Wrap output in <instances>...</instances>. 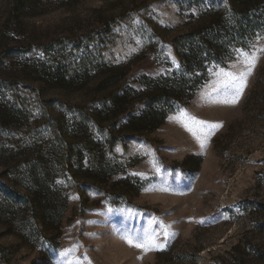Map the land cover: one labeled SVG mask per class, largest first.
I'll return each instance as SVG.
<instances>
[{"label": "rangeland", "instance_id": "rangeland-1", "mask_svg": "<svg viewBox=\"0 0 264 264\" xmlns=\"http://www.w3.org/2000/svg\"><path fill=\"white\" fill-rule=\"evenodd\" d=\"M193 3L0 0V264H264V28L158 127L116 135L103 156L91 124L79 128L89 145L61 141L76 113L100 110L108 81L177 68L172 39L212 8ZM252 57L239 101L225 103L223 74ZM140 102L127 98L131 111ZM73 157H103L111 174L76 173Z\"/></svg>", "mask_w": 264, "mask_h": 264}, {"label": "trees", "instance_id": "trees-1", "mask_svg": "<svg viewBox=\"0 0 264 264\" xmlns=\"http://www.w3.org/2000/svg\"><path fill=\"white\" fill-rule=\"evenodd\" d=\"M183 1H194L199 11L206 9L209 4L212 8L196 25L172 39L178 59L177 68L164 75L149 77L135 86L108 81L107 86L113 87L104 95L100 110L89 111L87 119L82 111L73 117L71 130L66 131L61 139L68 152L91 143L88 135L81 137L79 134V128H85L88 124L98 129L105 138L101 142L105 145L101 156L105 155V149H112L116 135L138 134L158 127L173 110V105L183 104L207 80L213 65L223 64L237 46L244 45L251 35L264 28V16L257 15L256 7L264 0ZM74 79L71 77L65 81ZM133 95L141 102L131 111L127 98ZM73 160L77 168L74 172L77 173L84 165L80 158L73 157ZM89 162L87 168H83L85 171L91 168L97 175L111 174V164L103 157L96 163Z\"/></svg>", "mask_w": 264, "mask_h": 264}, {"label": "snow or ice", "instance_id": "snow-or-ice-1", "mask_svg": "<svg viewBox=\"0 0 264 264\" xmlns=\"http://www.w3.org/2000/svg\"><path fill=\"white\" fill-rule=\"evenodd\" d=\"M247 55V54H245ZM245 63L247 64V70L245 72H241L238 75L233 74L231 72L224 73L223 75L226 77L222 82V89L224 90H232L233 99L230 101H225V103H231L235 104L239 101L240 96L242 95L245 87L247 86V78L252 74L253 69L256 65V60L254 57L252 58H246ZM191 121L195 125H203L207 122L205 121H199L196 120L194 117L191 118ZM185 127L188 129V131L192 132L194 136H196V131L192 127H188L186 124ZM219 127H222V125H212V128L218 129ZM199 139V137H197ZM205 145L202 143L201 147H204ZM161 227H164V236L167 238L169 233L167 231V228L163 225ZM147 239L149 245H155V233H145L144 237H141L140 239ZM127 242L130 244V246L135 247H145L144 244L137 243L135 240H133L131 237H125Z\"/></svg>", "mask_w": 264, "mask_h": 264}]
</instances>
